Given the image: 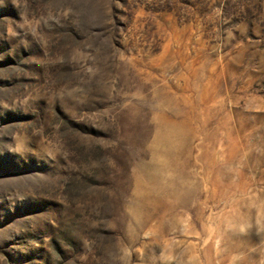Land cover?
Segmentation results:
<instances>
[{"label":"rangeland","instance_id":"374dc122","mask_svg":"<svg viewBox=\"0 0 264 264\" xmlns=\"http://www.w3.org/2000/svg\"><path fill=\"white\" fill-rule=\"evenodd\" d=\"M0 264H264V0H0Z\"/></svg>","mask_w":264,"mask_h":264},{"label":"bare ground","instance_id":"6f19581e","mask_svg":"<svg viewBox=\"0 0 264 264\" xmlns=\"http://www.w3.org/2000/svg\"><path fill=\"white\" fill-rule=\"evenodd\" d=\"M179 134L180 133H177L174 129L165 128L162 131H159L156 135L155 144H163L164 146H166L165 148H167V151H169L171 150V148L177 146L172 140L174 137L176 138Z\"/></svg>","mask_w":264,"mask_h":264}]
</instances>
